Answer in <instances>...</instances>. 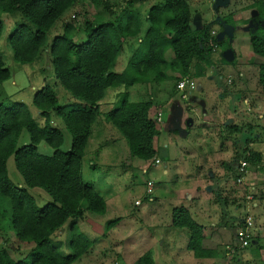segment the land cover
I'll return each instance as SVG.
<instances>
[{
	"label": "rangeland",
	"instance_id": "obj_1",
	"mask_svg": "<svg viewBox=\"0 0 264 264\" xmlns=\"http://www.w3.org/2000/svg\"><path fill=\"white\" fill-rule=\"evenodd\" d=\"M158 1L144 0L134 4L143 28L146 27L147 10ZM254 1L256 0H185L191 28H204L209 36L207 45L211 48L207 64L199 63L202 74L196 76L198 69L196 70L195 67L189 70L188 77L193 81L195 89L186 94L185 99L180 98V93L175 88L177 82L173 79L135 84L126 90L129 102L150 101L152 107L160 109V132L156 136L157 149L154 156L160 161L159 164L154 165L152 159L143 161L129 157L124 139L114 128L104 123L102 115L96 118L91 136L84 147L80 172L82 180L104 201L105 211L102 215L84 212L82 218L77 220L78 230L91 240L93 245L73 264H134L146 253H149L152 264L207 263L202 259L194 258L186 250L188 240L186 230L170 225L171 209L187 206L182 200L185 186L182 181V170L187 156L185 151L194 152L196 157L194 160H187L192 165L193 177H196V166H202L203 159L210 158L208 155H202V152L209 151L212 157L225 160L226 168L223 174L226 176L220 174L213 181L214 184H209L210 182L205 179L203 182L208 183L203 186L200 193L201 201L214 199V205L202 207L203 211L207 213L211 211L209 215L216 225L221 228L226 225L229 243L233 244L236 236L241 234V228L237 225L246 217L255 218L258 224L260 219L264 218V201L253 208L250 204L253 200L245 199L246 186H242V183H234L232 180L233 170L236 172L243 149L255 142V146L251 149L260 150L262 153L260 168L258 171L256 164L248 163L243 180H247L249 174H256L264 194V150H262L264 137L261 131L264 126V87L258 84L257 77V66L264 64V58L241 53L246 51L245 47L248 45L247 25L243 24V21L254 16L255 10L251 7ZM261 1L264 3V0ZM109 3L122 5L121 0H109ZM86 20L107 22L112 20V15L104 11L102 2L98 5L89 1L77 2L48 30L45 43L36 59L30 64H18L12 59L8 37L17 24H25L30 31H33L34 27L19 13L0 12L2 23L0 57L10 73L9 79L0 83V103L24 104L38 126H41L42 121L38 119V112L30 103L34 93L45 83L56 94L58 105L78 103L79 101L71 99L65 91L55 85L48 46L52 38L61 33L64 22L82 27ZM81 38L77 35V40ZM227 43L228 49L225 48ZM137 46L136 42H132L125 47L111 71L119 73L124 70L131 56L135 55L137 58L140 55V50L134 52ZM235 56L233 64L223 62ZM166 57L169 60L172 57L171 53L167 52ZM166 74L172 76L174 73L167 71ZM122 91V88L107 90L99 102V111L101 113L109 111L116 102L117 95ZM243 96L246 98V103L243 102ZM183 104L188 106L190 113L186 111L185 120H180L177 124L174 122L175 118L171 116L172 111L174 106L181 105L184 108ZM259 114L263 119H259ZM228 115L234 121L233 132L224 129L226 123L224 119ZM50 123L62 132L63 142L60 150L66 151L70 143L69 135L58 118L52 117ZM177 125L179 127L184 125L186 129L175 127ZM167 129H173L172 131L175 132L168 133ZM27 143L28 137L22 131L16 147ZM222 146L229 151V159L225 154L226 151L220 149ZM37 151L44 155H50L52 152L43 144L37 146ZM232 154L234 156L231 159ZM163 170L166 171L165 174L162 173ZM6 171L13 185L22 186L11 157L6 161ZM147 182L151 183L149 195L152 198L151 202L145 194ZM223 182H226L228 187L240 185L232 202H230L232 199L225 201V195L218 197L219 200L216 199V191L206 194L208 189L223 185ZM246 183L250 185L251 182ZM257 189L254 190L255 193ZM27 192L37 206L50 200L40 189H27ZM134 202L138 204L134 205ZM201 205L205 204L201 203ZM115 219H118V222L106 225ZM203 221L204 219L202 223L208 224ZM67 223L50 238L53 243L62 244L60 248L62 254L68 252L63 246L67 239ZM262 223L264 224V220ZM210 224L207 229H210ZM258 246L263 248L264 241L260 239ZM258 246L250 243L243 251L237 252L233 258H230L228 264H264V253L259 252ZM29 248L16 242L14 231L9 225V205L5 199L0 198V249H5L15 261L23 258ZM227 248L229 249L228 246Z\"/></svg>",
	"mask_w": 264,
	"mask_h": 264
},
{
	"label": "trees",
	"instance_id": "obj_2",
	"mask_svg": "<svg viewBox=\"0 0 264 264\" xmlns=\"http://www.w3.org/2000/svg\"><path fill=\"white\" fill-rule=\"evenodd\" d=\"M79 1L95 5L102 2L104 11L112 15V20L107 22L86 20L82 27L64 22L61 33L54 36L48 46L55 85L79 102L58 105L56 94L45 83L34 93L30 103L38 112L41 126L31 118L24 104L0 103V198L9 205V225L16 242L30 247L23 258L15 261L5 249H0V264H73L90 250L93 242L78 230L76 222L84 212L102 215L105 211L104 201L82 180L80 172L84 147L96 118L102 115L104 123L124 139L129 157L151 160L155 156L152 141L158 136L160 126L148 115L151 102H129L126 90L150 81L173 79L177 82L189 76L191 67L198 69L196 76H199L203 72L199 63L206 65L211 52L206 30L191 28L185 0H159L150 6L145 28L134 8L136 2L144 0H121L122 5L109 3V0H0L1 13H19L34 27L30 31L25 24L15 25L7 40L13 61L32 63L45 43L48 30ZM251 7L255 14L243 21L247 25L248 45L241 53L264 58V3L256 0ZM1 29L0 22V32ZM77 35L81 40H77ZM132 42L138 44L134 52L140 50V55L131 56L123 71H111L117 57ZM225 48H229L228 43ZM167 52L172 55L169 60ZM235 58L223 62L233 64ZM167 71L174 74L169 76ZM9 77L0 57V83ZM257 77L258 84L264 87V64L257 66ZM117 88L123 91L117 95L113 107L101 113L99 102L106 91ZM52 117L60 120L70 137L66 151L60 150L63 136L51 125ZM22 131L28 143L16 147ZM261 131L264 137V126ZM39 144L48 147L51 154L39 153ZM9 157L22 186L13 185L8 178L6 161ZM260 158L258 153L242 151L239 161L258 164ZM237 177L235 172V180ZM34 188L40 189L50 200L37 206L27 192ZM66 222L67 239L63 246L68 252L62 254V244L53 243L50 238ZM116 222L118 219L106 225ZM251 222L250 227L244 221L238 224L241 233L248 235V242L252 218ZM170 225L186 230L185 248L194 258L214 256V252L202 248L203 228L191 219L186 208L171 209ZM236 237L238 241L239 235ZM134 264H152L149 253Z\"/></svg>",
	"mask_w": 264,
	"mask_h": 264
},
{
	"label": "crops",
	"instance_id": "obj_3",
	"mask_svg": "<svg viewBox=\"0 0 264 264\" xmlns=\"http://www.w3.org/2000/svg\"><path fill=\"white\" fill-rule=\"evenodd\" d=\"M195 89V88H194ZM243 102L246 103V98L243 96ZM184 105V104H183ZM185 107L182 108L181 105H179L178 107L174 106V109L172 111V117L175 118L174 122L175 123H179L180 120H185V115H186V111L190 113L189 108L187 105H184ZM160 113V109L159 108H154L150 107L148 115L150 118H153L155 116V114ZM188 113V114H189ZM231 116H226L225 117V128L228 132L230 130L235 131L234 129V121H232L230 119ZM259 119H263L261 114L258 115ZM208 119L212 120L211 118L208 117ZM229 119V120H227ZM214 121V120H213ZM186 122V121H184ZM161 120L159 122V126H160ZM106 126V124H105ZM177 128H181L183 130H185L186 128L184 127V125H182L181 127H179V125L175 126ZM173 129H167L166 131L168 133H174L175 131H172ZM227 132V134H229ZM157 137H155L152 141V147L153 150L155 151L156 154V149H157ZM255 142L251 143L248 145V147L246 149H243V152L245 153H249V152H253V153H258L261 158H260V162L262 161V153L260 150L254 151L251 148L253 146H255ZM220 149H222V151H226L227 149L224 148L223 146L220 147ZM264 150V148L262 149ZM185 154H187V156L185 157V162H184V167L182 170V181L183 183H185L184 186V191L182 192V200L184 202L187 203V206H185L184 208L187 209L191 219L197 223L198 225L202 226L203 228V240H202V248H204L205 250H210L212 252H214V256L210 259H202L205 262H207L206 264H228L229 263V259L233 258L237 252L239 251H243L248 245H250V243L256 244V246H258L259 240L261 239L262 241H264V224L262 223V221L264 220V218H261L259 221V224L256 222L255 218L252 219L253 220V227L249 230L251 238L250 241L248 243V245L244 248H239V243L236 239H234L233 244L232 242H228L227 241V231H226V225L224 227H220L219 225H216L215 223H213L212 219H211V211H209L210 213L204 212L202 207H207L211 204L214 205L215 201L214 199L208 200L206 201H201V189H203L204 185H207L208 182H203L205 179H207L211 184H214V180H216L219 175L221 174L223 177L226 176L225 174H223L224 170H225V165H224V161L221 158H214L211 156L210 152H202V155H208L210 158H204L202 161V166H196L197 170H196V177H193V175L191 174L192 171V165H190L188 163V159L194 160L195 154L194 152H189L185 151ZM227 154V158H230V154L229 151H226ZM233 154L231 159L233 158ZM152 160H158L155 157L152 158ZM160 163V161L158 160V164ZM210 165H209V164ZM154 164V161H153ZM264 164V162H263ZM157 165V164H154ZM262 166V165H261ZM264 166V165H263ZM195 167V168H196ZM194 168V169H195ZM260 165L259 163L256 164V170L259 171ZM261 171V170H260ZM163 174L166 173L165 170H163L162 172ZM262 173V172H261ZM263 174V173H262ZM248 175V173H247ZM244 179V178H243ZM258 176L256 174H249L248 179L243 180L242 181V186H246L245 189V199L246 198H250V200H253L252 202H250V204L252 205L253 208H256L258 206V204H262L264 201V194L262 193L261 189L262 187L259 186V181L257 180ZM232 180L235 182V172L233 170V178ZM251 182L250 185H248L246 182ZM223 185H219L217 187H214L212 185V187H214V189H208L205 193L208 194H212L214 193V191H216V199H218V197H222V195H225V201H227L226 199H232L230 202L233 201V199L236 197V193H238V187L240 185L234 186V187H228V184L226 182L222 183ZM257 189L256 193L254 192V190ZM236 189V191H235ZM249 190V191H248ZM248 192V193H247ZM253 192V193H252ZM184 196V197H183ZM227 197V198H226ZM219 200V199H218ZM247 200V199H246ZM248 201V200H247ZM201 203L205 204L204 206L201 205ZM183 207V206H182ZM214 208V207H213ZM210 214V215H209ZM204 215V216H203ZM203 216V218H202ZM202 219H204L205 221L203 222H208V224L206 223H202ZM210 224V229H207V226ZM238 227V225H237ZM239 228V227H238ZM229 243V244H228ZM225 246H228L229 249H226ZM257 249L259 250V252L264 253V247L263 248H259V246L257 247Z\"/></svg>",
	"mask_w": 264,
	"mask_h": 264
},
{
	"label": "built area",
	"instance_id": "obj_4",
	"mask_svg": "<svg viewBox=\"0 0 264 264\" xmlns=\"http://www.w3.org/2000/svg\"><path fill=\"white\" fill-rule=\"evenodd\" d=\"M176 90L180 93V98L181 99H185L186 94L190 93L191 91L194 90L195 85L193 83L192 80H190L188 77H183L181 78L179 81H177L176 86H175ZM160 113L155 114V116L153 117V119H155V121L159 124L160 122ZM154 164H158V160H154ZM246 163L244 161H239L237 163V167H236V175L238 176L237 179L235 180V182L237 184L242 183L243 181V176L245 174V168H246ZM145 194L148 197V201L151 202L152 198L149 197V195L151 194V183L147 182L146 183V189H145ZM247 200H250V198H246ZM137 202H134V205H137ZM244 223L247 227H250L252 222H251V218L250 217H246L244 220ZM248 235L247 234H240L239 235V239H238V243H239V247L240 248H244L248 245Z\"/></svg>",
	"mask_w": 264,
	"mask_h": 264
}]
</instances>
